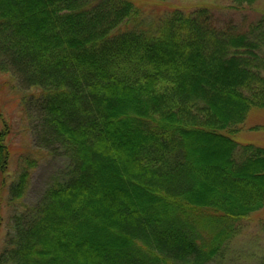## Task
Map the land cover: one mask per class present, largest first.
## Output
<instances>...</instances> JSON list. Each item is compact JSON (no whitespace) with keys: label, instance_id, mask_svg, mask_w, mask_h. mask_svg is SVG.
Segmentation results:
<instances>
[{"label":"trees","instance_id":"obj_1","mask_svg":"<svg viewBox=\"0 0 264 264\" xmlns=\"http://www.w3.org/2000/svg\"><path fill=\"white\" fill-rule=\"evenodd\" d=\"M263 28L264 16L220 24L208 6L149 19L132 0H0V71L38 89L36 140L69 159L68 177L12 216L0 264L220 256L264 207V148L233 136L264 106Z\"/></svg>","mask_w":264,"mask_h":264},{"label":"rangeland","instance_id":"obj_2","mask_svg":"<svg viewBox=\"0 0 264 264\" xmlns=\"http://www.w3.org/2000/svg\"><path fill=\"white\" fill-rule=\"evenodd\" d=\"M142 10V15L156 19L167 9L180 8L190 12L200 6L212 8L220 24L233 21L241 30L257 24L264 16V0H256L251 6L235 9L234 0H132ZM264 29V28H263ZM264 56V46L262 49ZM264 75V71H262ZM39 93L38 89L23 90L16 79L6 71H0V136L1 144L8 151L2 170L0 166V252L7 234L12 230V216L25 207L35 206L44 192L56 180L68 177L69 159L40 146L33 130V118L27 105ZM240 145L264 148V106H253L246 120L233 134ZM235 157L240 159L241 153ZM29 169L27 184L22 196L12 199L10 186L17 182L20 173ZM264 259V207L242 219L239 232L225 245L223 253L210 264H259Z\"/></svg>","mask_w":264,"mask_h":264}]
</instances>
